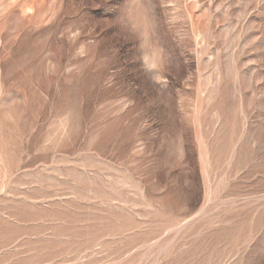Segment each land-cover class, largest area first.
I'll return each mask as SVG.
<instances>
[{
    "label": "rangeland",
    "instance_id": "374dc122",
    "mask_svg": "<svg viewBox=\"0 0 264 264\" xmlns=\"http://www.w3.org/2000/svg\"><path fill=\"white\" fill-rule=\"evenodd\" d=\"M0 264H264V0H0Z\"/></svg>",
    "mask_w": 264,
    "mask_h": 264
}]
</instances>
